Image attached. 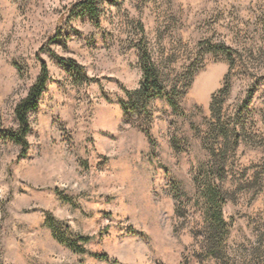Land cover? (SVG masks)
<instances>
[{"label": "rangeland", "instance_id": "rangeland-1", "mask_svg": "<svg viewBox=\"0 0 264 264\" xmlns=\"http://www.w3.org/2000/svg\"><path fill=\"white\" fill-rule=\"evenodd\" d=\"M77 1L0 0V264H264V0H102L97 23ZM208 44L232 48L234 67ZM141 45L166 92L197 70L174 109L166 93L149 102V139L120 104L139 87ZM37 56L49 80L20 156L5 134ZM214 124L244 128L222 171Z\"/></svg>", "mask_w": 264, "mask_h": 264}, {"label": "trees", "instance_id": "trees-1", "mask_svg": "<svg viewBox=\"0 0 264 264\" xmlns=\"http://www.w3.org/2000/svg\"><path fill=\"white\" fill-rule=\"evenodd\" d=\"M100 1L102 0H79L74 4V10L76 11L77 15L86 14L97 23L100 15ZM207 47L208 48H206L205 50L206 52H220L224 54L228 60L229 68L231 69L234 67L237 56L232 48L225 45L210 46V44H208ZM37 57L40 61L39 74L35 81L28 88L26 95L21 98L14 107L13 114L16 121V128L10 129L5 134L6 138L20 146V156H24L28 148L26 135L29 131V113L36 109V107L38 106L39 98L45 88L46 83L49 80L48 68L45 61L42 60L39 56ZM57 61L62 65L74 69L77 73L84 75L83 68L79 66L75 61L71 59H64L61 57H57ZM138 62L141 70V80L139 83V87L133 91H128L126 93V100L121 101L120 104L127 114L136 117V119L140 121V124H138V126L149 139V121L145 120L149 115V102L153 98L159 97L166 93L167 102L169 106L174 109L176 106V102L174 99L175 91L181 90V88L183 87L187 88V86H189L191 82L192 77L197 73V70L193 71L192 65L188 66L186 68L187 72L184 80L186 82L181 85L175 83L172 87L173 93H171L166 92V84L161 75V72L158 70L153 60L151 59L145 45L138 46ZM229 87L230 83L228 76L226 75L224 77L223 87L219 91H217L218 94H220V97L227 94ZM217 92L212 95L210 106L212 110V116L219 122V109L216 111V114L213 110V106L216 104V100L219 99L216 96ZM210 131L213 135H215V138L221 139L219 147L215 148V150L213 151L214 153L212 152V155L215 160L214 164L218 166L220 171H222L225 164V153L227 146L229 145L230 141H232L233 148H236L238 144V137L240 135V132L244 131V128L243 125H233L229 128L228 126L223 127L219 124H214L211 126ZM215 200L216 198H214L213 196L212 202ZM46 223L50 227L53 237L59 243L65 244L74 251H82L81 247L78 246L77 243L78 241L86 240V238L77 237L78 240H69L64 236L63 233H61L58 227V222L51 215L47 216ZM207 223L208 226H210L209 232L212 234V237H215L216 234L220 236L223 231L224 223L221 221L219 213L217 212L214 218H211L210 221H207ZM99 257L105 260L107 259V256L105 254L99 255Z\"/></svg>", "mask_w": 264, "mask_h": 264}]
</instances>
